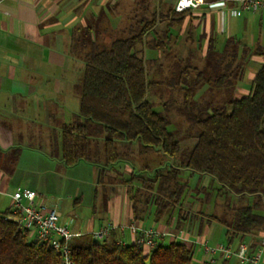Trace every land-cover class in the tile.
<instances>
[{"label": "trees", "instance_id": "obj_1", "mask_svg": "<svg viewBox=\"0 0 264 264\" xmlns=\"http://www.w3.org/2000/svg\"><path fill=\"white\" fill-rule=\"evenodd\" d=\"M164 4L160 1L149 18L144 8L143 15L135 20L136 30L127 37L112 39L108 46L98 44L90 29L72 37L70 52L81 57L83 69L78 118L61 127L62 161L65 166L79 161L93 163L99 167L100 181L126 185L133 222L143 221L152 207L154 222L174 220L175 229L202 214L190 206L185 208L190 188L181 172L197 174L198 181L207 175L217 182L219 193L224 190L226 194L251 197L252 201L233 208L231 220L208 213L199 217L201 222L220 224L226 244L232 245L235 239L237 244L246 242L247 237L264 233V214L260 213L264 211V64L255 74L248 95L230 97L220 104L196 105L198 89L229 90L242 74L237 45L228 40L219 53L212 49L210 39L205 59L212 63V70L206 73L187 62L173 79V87L182 91L185 105L181 111L189 126L185 134L170 130L169 104L156 111L146 98L161 82L149 77L143 47L162 48L168 29L162 33L163 39L156 36L148 41L146 36L166 18L171 21L168 26L180 24L188 11L176 12L169 5L163 12ZM186 137L195 142L179 166L169 164L152 170L161 156L180 155V140ZM134 154L138 156L137 168L132 164ZM120 161L131 163L129 175L108 176L107 171ZM143 170L151 173L144 176ZM192 189L201 191L198 186ZM67 246L73 264H192L193 260V248L176 239L166 244L156 240L155 247L148 249L136 243H120L114 236L107 240L84 233L72 237ZM0 264L63 262L58 251L23 230L8 209L0 211Z\"/></svg>", "mask_w": 264, "mask_h": 264}, {"label": "crops", "instance_id": "obj_2", "mask_svg": "<svg viewBox=\"0 0 264 264\" xmlns=\"http://www.w3.org/2000/svg\"><path fill=\"white\" fill-rule=\"evenodd\" d=\"M113 1L115 14H118L124 0H0V211L11 208L12 194L16 190L30 189L36 193L35 204L54 208L58 212V224L72 233H94L100 227H110L105 236L107 240L114 236L122 243L133 244L136 235L130 225L151 227L159 233V241L179 239L193 250L194 246L197 247L201 253L198 264H203L210 257L204 251L203 243L208 245L216 237L211 247L223 243L219 238L222 233L225 236L223 227L218 228L216 222H201L203 220L195 216L185 220L178 229L174 227V220L147 222V226L144 221L133 222L127 196L117 195L114 186H108V193L113 196L103 221L96 217L95 211L90 216H63L64 211L74 210L70 207V197L81 194L73 184L74 179L65 176L68 168H75L81 161L71 167L65 166L61 158V127L75 116L76 101L79 107L83 69L81 57L70 52L72 37L84 29L92 31L98 27L108 31L110 25L104 21L106 19H101L98 25L92 19L89 23V18L93 15V8L103 4L108 6ZM160 1L174 6L176 0H157V6ZM219 1L203 0L198 8L188 11L186 15L189 16L185 15L178 25L168 26L171 21L166 18L162 21L165 22L163 32L178 27L182 34L187 27V36L191 39V32L199 27L200 36H204L208 32L207 18L210 15L214 26L226 35L223 40L210 38L212 49L220 53L226 42L232 40L237 45L238 62L242 67V74L233 87L221 92L240 98L250 93L251 82L264 64V9L233 15L232 3L228 2L223 8L208 6ZM142 3L147 5L146 0ZM133 4L138 1L134 0ZM144 8L149 18L154 10L149 12L144 6L143 12ZM210 39L205 40L204 50L199 44L202 54H205ZM82 163L88 177H97L100 181L99 167L85 161ZM128 165L126 162L118 164L109 169L107 175L119 177L130 172L132 168ZM66 186L73 189L70 191L72 196L63 192ZM95 198L93 194V208ZM74 201L80 202L79 197ZM262 237L264 233L249 236L246 242L264 264V247L257 242ZM212 257L217 264H237L235 256L223 260L218 251Z\"/></svg>", "mask_w": 264, "mask_h": 264}, {"label": "rangeland", "instance_id": "obj_3", "mask_svg": "<svg viewBox=\"0 0 264 264\" xmlns=\"http://www.w3.org/2000/svg\"><path fill=\"white\" fill-rule=\"evenodd\" d=\"M137 1L138 4H133L134 0H132V2L124 0L120 5L121 13L118 12V14H115V1H113L112 4H109L108 6L106 4H103L101 6L93 8V15L91 16V18H89V23H91L90 19H92L95 24L99 25L101 19H106L104 21H107L109 23L110 29H108L107 31L103 28L102 31L99 30V28L97 27L96 29L92 30V38H94V40L98 44H104L108 46L109 42L112 39L124 38L131 35L136 30L135 18H139L143 15L142 8L146 6L148 8V11L152 12L157 7V0H146L147 5H144L142 3L144 0ZM168 6V2L165 3L161 8L162 11L165 12ZM95 15L98 16H96L94 20ZM207 23L208 32L204 36H200L199 31H201V28L199 27L195 29V34L191 32V39L187 36V27L185 28L182 34L180 33V29L178 27H174L169 29L168 39H163L162 33L165 29V22H162L154 29V31H151L148 36H146L148 41H151V39H155L156 36L157 38L161 36L164 41V45L162 46V48L157 49L151 47H143V56L146 59L149 77L158 82H161L160 85L157 86V89L149 93L146 98L147 100L154 103V109L156 111L162 110L164 103L169 104V113L172 119V123L168 128L170 130H177L181 134H185L189 123L184 113L181 111V109L185 105L182 91L178 88V86L173 87L172 83L177 73L181 70V68H183L187 64V62L197 66L198 69H202L205 72L207 71L206 73H209L210 69L212 70V63L208 59H205V54H202V51L199 48V44L204 50L205 40L213 37H217V39L223 40L225 34L219 32L217 26H214L210 15L207 18ZM141 47V45H138L137 48ZM190 73L192 74V76H195V73L193 71H190ZM77 76L80 75L78 74ZM222 93L223 92H220V88L203 86L202 88L198 89L195 93L196 105H207L210 102L213 105L224 103L228 98H230V96L227 93ZM75 97L77 98L78 95ZM77 103L78 102L76 101L75 116L73 117V119H70L71 122L78 118ZM194 142L195 139L191 137L181 139L180 155L174 158L161 156V160L157 165L153 166L152 170L158 167L163 169L165 165L169 164L179 166L180 162L183 160V154L189 151L190 147L194 144ZM134 159L135 160L132 164L137 168L138 156H136L135 154ZM145 159L148 160L147 157ZM126 163L131 166L130 162ZM118 164H125V162L120 161L119 163H116L114 167L118 166ZM131 168L133 169L132 166ZM136 171L140 172V170ZM150 173L151 171L149 170H143L144 176H149ZM123 175H125L126 177L127 175H129V171H126ZM65 176L72 177L74 179L73 184L77 185L79 191L81 192L80 195L72 196L70 194L71 192H73V189H70V187L73 188L75 186L70 185V187H64L63 192H66L65 194H67L68 196H72L70 197L71 199L69 200V202L70 207L74 209L72 211H64L63 216L65 217L70 214L79 215L80 217L87 215L90 216L92 212L95 211L96 217H99L100 220L103 221V218H106L105 216L107 212V207L109 202H112L111 197L113 196L111 192L108 193V186H114V188L117 189V195H126L128 198V187L126 185H124L121 181L110 183L106 180L97 181V177L91 179L90 177H88L87 169L85 168V164H83L82 161L75 168H68L65 172ZM201 177L202 178L198 181L197 174H192L187 170H183L181 172L182 180L187 182L190 188L188 190L190 191V194H186L185 200L187 201L185 202L184 206L185 208L190 206L191 210L195 213L201 211L202 214H200L199 217L207 215L208 213H212L220 218L231 220L234 215L233 208L250 204L252 201L251 197H238L233 194H226L224 190L220 191L219 193L217 191L219 185L216 181L212 180L207 175H203ZM195 186L201 188V191H194L192 188H194ZM93 194L94 196L96 195L94 208L92 207ZM78 197L80 202L75 203L76 201L74 200H76ZM72 202H74V204H72ZM152 209L153 208L150 207V210H148V212L150 211V214L146 215L145 219L143 220L146 226L148 224L147 222H154L151 217ZM260 213L264 214V211H260ZM216 226L218 228H222V226H220L219 224H216ZM217 235L218 232L216 236ZM216 238H214L213 241L209 242L208 245L210 247L215 244ZM219 238L221 242L226 244L225 236L223 233ZM177 241L181 240L177 239ZM163 243H169L168 239H165ZM231 244L232 247H235V245L237 244V240H233ZM198 260H201V253L197 250V247L194 246L192 264H198Z\"/></svg>", "mask_w": 264, "mask_h": 264}, {"label": "built area", "instance_id": "obj_4", "mask_svg": "<svg viewBox=\"0 0 264 264\" xmlns=\"http://www.w3.org/2000/svg\"><path fill=\"white\" fill-rule=\"evenodd\" d=\"M232 3L231 10L233 15L254 13L264 9V0H220L217 3H211L210 8H223L227 3ZM203 0H176L174 10L176 12H186L198 8ZM36 193L30 189L16 190L12 194L11 211L15 214L17 221L23 230L29 232L30 236L40 242L49 244L54 250L62 256L63 264H73L67 243L79 233L70 232L65 226L58 224V212L54 208L37 205L34 202ZM130 230L135 233L134 243L152 249L159 240V233L151 227H137L130 225ZM110 227H100L95 231V238H103L107 235ZM122 243L121 241H119ZM261 247H264V237L257 240ZM204 251L210 257L203 264H217L212 257L216 251L220 252L222 259L227 260L235 256L237 264H261L259 254L250 249L247 242H239L235 247L230 244H218L210 247L206 242L203 243Z\"/></svg>", "mask_w": 264, "mask_h": 264}]
</instances>
